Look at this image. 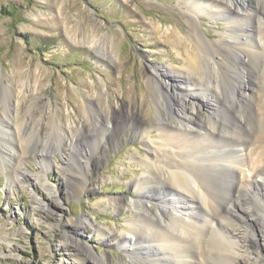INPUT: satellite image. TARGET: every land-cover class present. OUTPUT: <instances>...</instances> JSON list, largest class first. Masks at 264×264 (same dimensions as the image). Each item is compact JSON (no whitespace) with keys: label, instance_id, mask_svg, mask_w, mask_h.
Here are the masks:
<instances>
[{"label":"rangeland","instance_id":"374dc122","mask_svg":"<svg viewBox=\"0 0 264 264\" xmlns=\"http://www.w3.org/2000/svg\"><path fill=\"white\" fill-rule=\"evenodd\" d=\"M190 2L0 0V102L6 105L4 84L14 88L16 96L21 88L20 102L12 98L10 109L15 115L18 110L23 125L37 121L38 134L46 137L49 132L53 142L57 139L56 122L83 133L82 128L91 124V106L109 109L116 125L120 118L132 122L133 116L150 121L157 110L147 83L152 67H185L182 50L175 40H188L186 49L194 44L188 28V20L194 15ZM249 3L256 10L264 7V0ZM214 5H202L197 22L202 33L218 40L227 32L229 20L238 21L241 16H213L211 13L219 9ZM94 31L98 39L113 45L116 64L101 57L105 48L89 45L88 34ZM169 31L175 32L174 36H169ZM249 65L245 85H258L260 69ZM17 81L30 84L19 87ZM253 93L247 87L238 94L247 109L254 106L250 96ZM200 111L203 116L209 113L205 105ZM111 129L110 124L108 132ZM113 133L116 146L110 142L107 152L94 151L87 166L81 162L85 158L72 148L64 149L58 156V151H41L52 148L42 146L39 135L38 139L33 136L25 155L0 162V167L7 165V169L0 170V264H83V253H77L71 242L75 232L81 234L80 244L94 248L96 253H108L112 264L126 261L119 246L107 245V236L115 230L123 233L137 212L133 208L120 211L109 201L137 197L139 192L133 181L146 166L136 157V151L140 149L145 154L146 148L128 126L122 130L117 127ZM97 142L96 137H91V147L95 148ZM71 154L70 164L65 158ZM69 164L74 172L68 170ZM18 168L15 175L13 170ZM39 175L46 182L41 183L36 178ZM72 175H78L79 196L66 187ZM79 219L94 221L100 231L95 226L78 225ZM256 246V252L246 255L252 258L248 264H257V256L260 258L264 251V240L256 242Z\"/></svg>","mask_w":264,"mask_h":264},{"label":"bare ground","instance_id":"6f19581e","mask_svg":"<svg viewBox=\"0 0 264 264\" xmlns=\"http://www.w3.org/2000/svg\"><path fill=\"white\" fill-rule=\"evenodd\" d=\"M191 1L194 15L188 28L197 49L193 45L184 48L188 40L179 37L175 42L182 50L185 67H152L147 83L157 110L150 121L133 116L132 122L120 118L116 125L109 109L91 106V124L82 128L83 133L56 122L57 139L53 142L49 132L46 137L38 134L37 121L21 124L18 110L15 115L10 108L12 98L20 102L22 89L16 96L14 88L3 85L7 101L6 105L0 102V162L25 155L35 135L42 146L52 148L41 151H58V156L72 148L85 158L81 160L85 165L94 158V151L107 152L110 142L116 146L113 130L117 127H130L145 146V154L136 151L146 166L133 181L137 197L109 201L120 211L133 208L137 212L123 233L115 230L107 236V245L124 251L126 261L120 260L121 264H248L252 258L246 255L256 252V242L264 240V7L253 9L250 0ZM210 4L219 8L213 16H241L238 21L229 20L227 32L218 40L202 33L197 22L200 9ZM170 32L169 36H174L175 32ZM88 36L89 45L105 48L101 57L116 64L110 41H101L95 31ZM250 63L260 69L258 85H245ZM16 83L19 87L30 84ZM247 87L255 93L250 94L254 106L249 109L238 97ZM203 105L209 110L206 116L200 111ZM91 137L98 140L95 148L91 147ZM65 159L71 164L72 154ZM70 164L68 170L74 172ZM19 168L13 170L15 175ZM4 169L7 165L0 167ZM41 176L36 178L46 182ZM76 177H69L66 187L79 196L81 185ZM76 222L85 227L96 225L91 220ZM80 235L75 232L71 242L77 253H83V264H112L108 253H96L80 244ZM257 257V264H264V251Z\"/></svg>","mask_w":264,"mask_h":264}]
</instances>
